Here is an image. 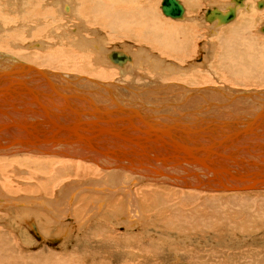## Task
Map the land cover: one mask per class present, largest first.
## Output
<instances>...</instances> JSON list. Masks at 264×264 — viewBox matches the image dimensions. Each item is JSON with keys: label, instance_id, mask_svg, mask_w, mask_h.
Instances as JSON below:
<instances>
[{"label": "bare ground", "instance_id": "1", "mask_svg": "<svg viewBox=\"0 0 264 264\" xmlns=\"http://www.w3.org/2000/svg\"><path fill=\"white\" fill-rule=\"evenodd\" d=\"M183 1L185 3L184 5H187L186 9L189 15L196 11L202 1H207L209 4L215 3L216 5H212L211 7L207 4L209 6L207 9H216L222 16H224L229 9L232 8L234 10L233 18L227 22H221L218 17L213 19V25H216V27L230 23L228 26L218 31V36L216 35L218 40L216 64L218 69L222 71L221 73L226 80L233 84L241 85L242 88L245 87V89L234 88V86H222L219 83L211 84L208 82L207 84L206 81L198 85L188 84L186 81L182 80L183 78L189 79L187 76L183 75L182 79H180L177 75L182 73L187 74L186 71L188 70H190L189 72H194L193 69H190L194 67L193 63H189L186 67L171 62L169 63L164 61L157 54L152 53L150 49L142 46L145 43L159 53H164L179 61L182 59L185 60V55L194 37L192 27L197 26L202 19L200 20V18H197L198 20H195L192 24H181V22H178L179 24L177 22L169 23V21L160 20L157 18V13L159 11L155 9V7L159 6L161 10L162 0H0V128H5L7 125L13 123L15 126H12V128H14L15 132H19L20 134L11 136L14 140L11 145L2 146L0 142V219L2 220L0 222V264H45L43 262L48 263V261L53 264L66 263L65 260H67V258H61V252L56 255L48 253L49 255H47V257H49V259L47 258L43 262H40V256L43 253L41 255L37 253L35 255L30 254L28 257L24 256V251L20 249L22 247L16 239L26 241L22 243L26 244L27 247L32 245L31 248H33L36 244L34 237L29 234V232L33 233L32 224L37 228L34 222L35 219L32 217H35L40 222L41 236L34 235L38 239L44 238L54 240V237H60L64 239L65 243H69L76 237L77 233H74L75 231L79 228L87 229L91 226L88 230L90 232L89 235L83 240L86 241V243H88L87 241L93 240H96V242L100 241L103 246H106L105 244L108 240L109 242L111 240L113 241L117 235L112 233L114 229H112L111 232V227L105 226V224L104 227H102L103 225H100L102 224L99 223L100 221L102 222L104 220L103 222H105L107 218L111 219L113 217V221H116V223L119 222V220H126V222L130 224L129 226L134 223L138 225V223L142 221L143 216L144 219L147 221L149 220L150 215L144 214L143 210L147 209L151 211L152 208L155 209L157 202L160 203V207L164 206L166 209H177V205L183 201L181 206L186 204L185 201L194 202L195 200V202H197L196 200H199V203H195V205L199 208H206L208 211L218 212L230 205L234 207L231 210L235 211L232 215H234V213L249 214L250 212H256L263 213L264 216V188L251 190L231 187L225 188L222 191H204L195 188H186L191 186H187L182 180L176 178V174L180 172L174 169L165 172L168 177L155 175L153 179L156 180L143 177L142 174L144 172L148 175L155 173V170H160L162 168L161 163L156 164L158 166L155 170L147 168L146 170L135 169V171H131L120 169L104 161L89 160L80 155L82 150L79 147L72 149L67 145H62V147H57L59 145H54L55 147L52 145H41L39 148L43 151H39L18 144L20 139L28 138L26 134L28 130L16 122H22L21 120H24L25 123L30 124L36 122L40 123V120L44 122L47 120L45 115H41L43 114L42 111H40L39 107L35 104L31 105V108L29 107L30 109H26L22 112H12L14 107L22 105V102L10 97L13 88L11 87L12 79L15 77L14 80H16L19 75H27L25 77L27 83L31 84L33 79L38 78V75H48L49 73L57 79H60L65 87L73 88L72 91L78 94L80 93L76 87L77 84L67 83L66 78L76 80L78 83L87 82L82 85V88L86 91L83 93L86 98L84 100L80 99L78 97L79 95H70L71 98L67 100L59 98V102H56L58 105L56 106L57 109L54 111L55 113L52 117L54 122L64 123L59 126H65V123H72L74 120L78 121L82 117V119H84L82 126L85 128L99 124L107 125L100 120L102 113H106L108 116H120L124 118L130 116L132 111L136 109V106L142 105L152 109L160 107L157 113H170V115L174 114L177 116L185 109L191 108L188 103L182 102L179 97L191 93L193 96L190 98L192 100H197L200 91L210 93L213 88L228 89V91H263L262 93H264V89H261L264 88V36L257 35V30L264 33V10L259 9L263 8L264 0H229L223 9L220 2L221 0ZM47 3H50V5ZM207 9L203 11L202 18L204 21V14ZM55 10L57 11L56 13H54ZM160 12H162V10ZM187 13L185 10L183 17L179 19H187L188 21L189 19L194 20L192 19V15H190V17L188 16L189 19L186 18L185 14ZM162 15L164 16L163 13ZM179 19H177V21ZM121 39H125V41H118L119 44H112L113 41ZM128 40H134L139 43V45L133 42L132 44L134 45L126 43ZM141 43L142 45H140ZM106 44L111 45L106 47ZM173 58L171 60H173ZM143 59L144 65L141 64ZM19 70L21 71L20 73ZM219 70L217 72L220 73ZM199 72H201V70ZM202 72H204V70ZM191 76L192 74L189 76L190 79H193ZM91 81H96L97 84H92ZM192 81H194V79ZM194 83L196 84V82ZM99 85L117 88L126 94L128 100L124 104L123 110L118 111L119 106L111 100L99 99L98 96L101 93V91H99ZM61 90L63 91V88ZM133 92L143 96V102L139 101ZM24 97L28 98L27 95ZM246 99H244L242 103H246ZM45 100L54 101L50 99ZM5 101H7L8 104H3ZM109 108H113V111L107 113L106 110ZM252 110H254V107L250 106L249 111ZM4 112L8 114L4 115ZM166 123L168 122L156 120L150 125L156 126ZM112 126H116V124H112ZM123 126L141 127L138 122H136L134 126L131 123L127 125L123 124L121 128H123ZM143 128H146V126L144 125ZM129 129L131 130L132 128ZM133 133L140 134L137 131H133ZM142 133L145 135L144 132ZM120 142H123L122 146L127 145V147H129V143H131L127 141ZM150 144L154 145L152 142H150ZM17 152L21 154L15 156L14 153ZM42 152H44V154ZM46 152L52 153L48 154ZM40 154L44 155V158L33 157V155L38 156ZM50 160H54V162ZM242 160L243 159L236 157V165L238 168L251 166L249 161ZM61 173H66L65 175H68V177L64 178L65 175H59ZM205 174L211 175L212 172L207 171ZM122 175H126L128 179L126 181H121L120 179L122 177L120 176ZM141 184H157L153 185L155 186V192L150 191V193H146L145 188L147 186L145 188H141L142 186L138 187V185ZM53 189L54 194H58V196L52 202L46 203L44 199L36 197V195L42 194L51 195L49 192ZM198 192L210 195L192 194ZM21 194L27 196L31 205L34 198L39 200L38 205L35 202V207L40 209L41 217H43L44 214L47 216L43 221L32 214L19 217L17 216L19 213L18 210L9 209L11 202L15 200L11 197L15 196L20 198ZM219 195L227 196L226 198H220L218 197ZM185 196L187 198H183ZM156 200L157 202H154ZM138 201L140 202V208L142 210L140 213H138L136 205ZM24 204L23 202V205ZM187 207L195 209V206L190 207V205H188ZM186 209L187 208H185V210ZM192 209L190 210L192 211ZM188 213H179L177 216H174L172 220H170L171 224L168 225V228L171 227L178 232L181 231L182 233L180 234H184V231H187L189 234L193 226V224H191L192 222L190 223V225H192L190 226V230L184 229L186 227L181 224V222L189 224L188 220L194 217V215ZM214 213L216 212H212L209 218L202 216V214L201 216L203 219H200L201 223L196 230L199 232L201 229L204 230L202 222L205 223L204 228H207L208 223L211 225V220L215 216ZM71 215L72 217H70ZM250 217L255 216L252 215ZM7 218L10 220V225L15 228L12 233H9V227L7 226L9 225L7 222L9 221H7ZM197 220L196 218V221ZM261 221L259 222L264 223V220ZM119 223L122 225V222ZM231 223L234 224L236 222ZM238 223H240V221ZM213 224H216V221ZM218 224L224 225L221 221H219L217 225ZM114 226L116 227L117 225ZM226 227L228 228L227 225ZM37 230L39 231L38 228ZM195 231H193L194 234ZM205 231L202 232L205 233ZM161 232L163 233V231ZM34 233L36 234L35 230ZM164 234H166V231ZM217 235L218 234H216V236ZM174 237H177V235L174 234ZM189 237L192 236L189 235ZM206 239L207 238H205L204 241L205 243L207 242ZM103 241L107 242L103 243ZM167 241L170 240L168 239ZM63 245L61 250H63L67 244ZM107 245L109 244L107 243ZM80 246L81 244H78V247ZM92 246L95 247V245ZM98 247L96 249H98ZM124 249L126 250V248ZM100 251H98V253ZM122 251L120 254H122ZM109 252H112V250ZM146 252L148 251L146 250ZM98 253H84L83 259L86 256V260L89 261L88 264H95V258ZM100 253L102 254V252ZM137 253L138 252H126V254L130 255L128 258L132 260ZM139 254H137L138 257ZM151 254L153 256L154 253ZM199 254L197 256H199ZM72 255L73 254H71V257ZM104 255H106V253ZM114 255L112 256L114 257ZM256 255L258 257H255L261 261L260 264H264V258L262 259L264 254ZM127 256L128 255H126V258ZM71 257L68 259H71ZM191 257H193V254ZM211 257L210 255V258ZM130 259H128V261ZM200 259L202 260L203 258ZM100 263L98 261V264ZM116 263L117 262H115V264Z\"/></svg>", "mask_w": 264, "mask_h": 264}, {"label": "water", "instance_id": "2", "mask_svg": "<svg viewBox=\"0 0 264 264\" xmlns=\"http://www.w3.org/2000/svg\"><path fill=\"white\" fill-rule=\"evenodd\" d=\"M161 10L165 16L172 19L182 18L185 12L184 5L179 0H162ZM229 10L222 16L216 9H207L204 14L205 20L213 22V19L218 17L221 22H227L234 16V10L232 8ZM26 76L19 75L16 80L15 77L12 79L13 88L10 97L22 102V105L14 107L12 112H22L35 104L47 120L30 124L25 123L24 120L16 122L28 130L26 132L28 138L20 139L18 143L20 145L39 151H43L39 148L41 145L53 147L67 145L72 149L79 147L82 150L80 155L89 160L104 161L120 169L131 171L147 168L155 170L158 166L156 164L161 163L160 170L148 175L144 172L143 177L156 180L153 179L155 175L166 176V171L174 169L180 172L176 174V178L191 186L186 188L204 191H222L231 187L251 190L264 188L263 91H228V89L211 88L210 93L200 91L197 100L190 98L193 96L191 93L179 97L191 108L185 109L177 116L157 113L160 107L152 109L142 105L136 106L130 116L124 118L102 113L100 120L107 125H92L88 129L82 126L84 123L82 117L78 121L65 123V126H59L64 123L52 120L59 98L67 100L71 98L70 95H79L78 97L83 100L86 98L83 94L86 91L82 85L87 82L78 83L76 80L66 78L67 83L77 84L80 93L78 94L72 91L73 88L65 87L60 79L49 73L38 75L31 84L27 83ZM91 82L97 84L96 81ZM99 86L101 91L99 99L111 100L119 106L118 111L123 110L128 100L126 94L117 88ZM25 95L28 98H25ZM134 95L143 102V96L137 93ZM244 99L247 100L246 103H242ZM3 104L8 102L5 101ZM250 106H253L254 110L249 111ZM111 111L113 108L106 110L107 113ZM7 114L4 112V115ZM156 120L168 123L151 126L150 124ZM136 122L141 127L134 126ZM129 123L134 127L121 128L123 124ZM144 125L146 128H143ZM12 126L15 125L11 123L5 128H0L2 146L11 145L14 142L11 136L20 135ZM133 131L140 134H134ZM120 141L131 143L127 147V145L122 146L123 142ZM236 157L243 159L242 161H249L251 166L238 168ZM207 171L212 174L206 175Z\"/></svg>", "mask_w": 264, "mask_h": 264}, {"label": "rangeland", "instance_id": "3", "mask_svg": "<svg viewBox=\"0 0 264 264\" xmlns=\"http://www.w3.org/2000/svg\"><path fill=\"white\" fill-rule=\"evenodd\" d=\"M180 1L183 3V5L185 4L183 0H180ZM228 1L229 0H221L220 1L221 2L222 9L226 5V3H228ZM47 4L50 5V3H47ZM200 4H199L198 8L196 9V11H194L193 14L190 13V15H192V19H194V20H191V19L188 18V16L190 17V15L187 13V9H186L187 8V5H184L185 10H186V13H187V14H185V17L188 18L189 21L187 19H184V20L182 19L183 21L181 19H179L177 21V19L166 18L167 16L166 17H165V15L163 16L162 15V12H160L161 10L159 9V6L155 7V9H158V11H159L157 13L158 15L156 14L157 15V18L160 19V20L163 19L165 21H169V23H176V22L178 23V22H181V24L182 23L183 24L184 23L192 24V23H194L195 20H198L197 18H200V20L202 19L200 22L198 21L199 24L197 26L192 27V31L194 33V35H193L194 37L192 36L193 37L192 43H191V45H190V47L188 49L187 54L185 55L186 56L185 57V60L182 59L181 61H179V60H177V59H175V58H173L171 56H167L164 53H159L158 51H156L155 49H153L151 46H147L145 43L143 45L141 43L140 45H142L143 47H145L147 49H150V51L152 53L157 54L159 57H161L166 62H169V63L171 62V63H174L176 65L184 66V67L188 66L189 63H193V66L194 67H191L190 69H193L194 72L193 71L192 72H189L190 70H188V71H186L187 74L182 73V74L177 75L180 79H182V76L183 75L187 76L189 79H184L183 78L182 80L186 81L188 84L190 83L192 85H198V84H201V82L206 81L207 84H208V82L211 83V84H215V83L217 84V83H219L222 86H225V85L228 86V87H233L234 86V88L241 89L242 88L241 85H236V84H233V83L229 82L228 80H226L223 77L222 73H221L222 71H220L218 69L217 64H216L217 63V61H216V51H218V48H217L218 47V43H217L218 42V40H217L218 31L221 30V29H223L224 27L228 26L230 23L229 24H226V25H221V26H217L216 27V25H213V22L211 23V22L206 21V20L204 21L203 18H202L203 11L205 9L209 8L208 5H210V7H211L212 5H216V4L215 3L209 4L207 1H204V2L202 1ZM259 9L264 10V6H263V8H259ZM56 12L57 11L55 10L54 13H56ZM159 14H160V16H159ZM198 22H196V23H198ZM257 35H260V36L263 37L264 36V33H262V31L260 32V31L257 30ZM118 41H122L123 42V41H125V39H121V40H117V41L115 40V41L112 42V44H114V43H118L119 44ZM132 42L135 43L136 45L137 44L139 45V43L135 42L134 40H128L126 43L132 44ZM108 45H111V44H106V47ZM132 45H134V44H132ZM170 57H171V59L173 58V60H171ZM141 64L142 65L145 64L144 63V59H143V61H141ZM204 64L206 65V67H205ZM200 70H201V72H199ZM203 70H204V72H202ZM211 70H213V71H211ZM218 70L220 71L221 74L219 72H217ZM189 73L192 74L191 77L194 79V81H192L193 79H190L189 76L191 74H189ZM177 76H175V77H177ZM211 81L212 82L214 81V82L212 83ZM194 82H196V84ZM211 86H214V85H211ZM242 89H245V87L242 88ZM261 89H264V88H261ZM14 154L16 156V155H20L21 153H18L17 152V153H14ZM12 156H14V155H12ZM34 156L37 157V158H44V155H41V154L38 155V156L37 155H33V157ZM50 161L54 162V160H50ZM65 174L66 173H63V174L61 173L59 175L64 176ZM67 177H68V175H65L64 176V178H67ZM120 177L123 178V179L122 178L120 179L121 181H126L128 179V177L126 175H122ZM124 177H125V179H124ZM143 185H144V187H143ZM143 185L142 184L141 185H138V187H141L142 186L141 188H145L146 186L149 187V185H150L149 188H147V187L145 188L146 189V193L147 192L150 193V191H154L155 192V186H153V185H157V184H143ZM54 189H56V188H54ZM54 189L49 192L51 195L42 194V195H36V197H40V199L41 198L44 199L46 203L52 202L58 196V194L57 195L54 194ZM55 192H56V190H55ZM201 193L202 192L192 193V194H195V195L200 194V195H204V196L210 195V194H206V193H202V194ZM23 196H24L23 194H21V197L20 198H17L15 196H12L11 198H14L15 200H13L11 202V204L9 206V209L10 210H18L19 213L17 214V216H19V217H23L26 214H32V215H35V216L39 217L43 221V219H45L47 216L44 214L43 217H41L40 216V214H41L40 213V209L37 208V207H35V205H36L35 202L38 205L39 200L34 198L33 199V203L31 205L30 202H29V200H28V198H27V196L26 195L24 197ZM226 196L225 195H223V196H220L219 195L218 197H220V198H226ZM32 197H34V196H32ZM183 198H187V197L185 196ZM196 201L197 202H195V200H194V202L193 201H191V202L190 201H185L186 204L185 205L183 204V206H181L182 203L184 202L183 201V202H181V203H179L177 205V209L167 208L169 210V212H168V210L164 206L160 207L159 206L160 203L157 202V200H156V201H154V202H157L156 205H155V209L152 208L151 211H148L147 209L143 210V213L144 214L150 215L149 216V220L147 221L146 219H144V216H143L142 217V221L140 223H138V225L134 223L131 226H129L130 224H128L126 222V220H124V221L119 220V222H122V225L119 222H117L118 223L117 224L116 221H113L114 220L113 217L111 218L112 220L107 218V220L105 222H103L104 220L102 222L100 221L99 223H102V224H100L101 226L103 225L102 227H104V224H105V226L111 227V229H110L111 232H112V229H114V231L112 233H115L117 235V237L115 239H113V241L112 240L110 242H109V240H108V242L106 241L109 245H107V243L105 241H103V243H106L105 244L106 246H103L100 243V241H97L96 242V240L95 241L94 240L93 241H87L88 243H86V241H84L86 239L87 235H89V233H90L88 230L90 229L91 226L89 228H87V229L86 228L85 229L79 228L77 231H75L74 233H77L79 235L76 234V237H75L76 239L74 238L72 240V242H69V243H65L64 242V239L63 238L61 239L60 237H57L58 240H56L57 238L54 237V240H56V241H51L49 239H44V238L43 239H38L36 236H34L35 233L33 234L32 232H29V234L32 235L34 237V239L36 240V244L33 246V248H31L32 245L27 247L26 244L22 243V242H26V241H22V240H19V239H16V240L21 245L22 248H20V249H22V251H24V253H23L24 256H27L28 257L30 254L35 255L37 253H40V255H41L43 253L40 256L41 257V261L40 262H43L47 258L49 259V257H47V255H49L48 253L56 255L57 253L60 254V252H61L60 257L61 258H67V260H65L66 261L65 264H74V263L75 264H82V263L88 264L89 261L86 260V256H85L84 259H83V256L85 254H91L93 252L98 253V251H100V249H101L100 252H102V254L99 252L96 255V258H95L96 263L95 264H98V261H99V263L102 262L100 264H103V263L104 264L105 263H107V264H110V263L111 264H115V262H117L116 264H122V263L123 264H136V263L137 264H215V263L218 264V261L219 260H220L219 261V264H246V263L249 264V263H253V262H254L253 264H257V263L260 264L261 263V261H259L255 256H257L256 254H258V255H260V254L263 255L264 254V223H261L262 222L261 220H264L263 213H256V212H250L249 214H236V213H234V215H232L233 212H235V211L231 210L234 207L233 206H230V205L227 207L228 209L227 208H224V210L222 209V210H220L218 212L217 211H208L206 208H203V207H200L199 208L197 205H195V203L196 204L199 203V200H196ZM23 202L25 203L24 205H23ZM153 204H155V203H153ZM136 205H137L138 213H140L142 211L141 208H140V202L139 201L136 202ZM188 205H190V207H194L195 206V209L194 208L192 209V208L187 207ZM185 208H187V209L185 210ZM198 208H199V210H198ZM190 209H192V211ZM152 210H153V212H152ZM202 212L203 213L205 212V213L203 214ZM212 212H216V213H214L215 216L211 220V225H210V223H208L207 228H204L205 227V223L202 222V225H203V229L204 230L201 229L200 232L198 230H196V228H198V226L201 223L200 222V219H203L202 216H206L207 218H209L210 217V214ZM179 213H188V214L194 215V217H192L193 219L190 218L188 220L189 224L188 223H182L181 222V224H183L184 227H186V228H184L186 230L187 229L190 230V228H191L190 226H192V225H190V223L192 222L191 224H193V226H192V229L189 231V234H188L187 231H184L183 232L184 234H180V233H182L181 231L178 232V231H176L175 229H173L171 227L168 228V225L171 224V221L170 220H172V218L174 216H177ZM230 213H231V215H230ZM227 215H229V216H227ZM252 215L255 216L256 218L255 217H250ZM70 217H72V215ZM32 218L35 219L34 222H35L37 228L39 229V231L37 230L38 231V234L41 236V233H40V222L35 217H32ZM74 218H76V217H74ZM150 218H152V219H150ZM196 218L198 219L197 221H196ZM220 219H222V220H220ZM223 219H225L226 221L223 220ZM238 219H241V220H238ZM251 219L254 222H252ZM108 220H109V222H108ZM234 220H236V221H234ZM1 221L2 220L0 219V222ZM7 221H9V222H7V223H9V225H7L9 227V233H12V231L15 228L10 225V220H8V218H7ZM67 221H69V220H67ZM166 221H167V223H166ZM215 221H216V224H213V223H215ZM219 221H221L224 225L226 224L228 226V228L225 225V227H226V229H225L224 225L222 226V224H218L219 225L218 226L217 223H219ZM239 221H240V223H238ZM241 221H243V222H241ZM259 221H261V222H259ZM112 222H114L115 224L112 223ZM231 222H233V223L236 222V223L232 224ZM107 223H109V224L111 223L110 224L111 226L109 224H107ZM230 223H231V225H230ZM114 225H117L118 227L117 226L115 227ZM238 225H240V226H238ZM148 227H150V228H148ZM208 227H209L210 230L208 229ZM212 227H214V228H212ZM230 227L232 228V230H231ZM128 228H131V229H128ZM171 229H173V230H171ZM155 230H158V231H155ZM192 230L193 231L196 230L197 232L195 231V234H194V232ZM205 230H207V231H205ZM153 231H154V233H153ZM161 231H163V233ZM165 231H166V234L168 233L167 235L164 234ZM202 231H205V233L202 232ZM211 231H212V234H211ZM156 232H158L159 234L156 233ZM81 233H83V234H81ZM203 233H204V235H203ZM254 233H256V234H254ZM174 234H176L177 237H174ZM199 234H200V236H199ZM210 234H211V236H210ZM216 234H218V235L216 236ZM189 235L192 236V237H189ZM196 235L198 236V238H197ZM78 236L79 237H82V238H79ZM169 236H171V237H169ZM202 236H204V237H202ZM209 236H210V238H209ZM161 237L163 239H165V240H163ZM167 238L170 241H167L168 240ZM205 238H207L209 240L208 241L206 239V241L209 242V243L206 242L207 243L206 244L204 242L205 241ZM123 239H124V241H123ZM79 240H81V241H79ZM78 242H80V243H78ZM63 244H67V245H66V247L63 250H61L62 249V246H64ZM78 244L79 245L81 244V246L78 247ZM82 244H84V245H82ZM111 244H112V246H111ZM28 245H30V244H28ZM92 245H95V247L92 246ZM113 245L115 247H117V248H115ZM82 246L85 247V248H83ZM88 246H90L91 248L88 247ZM97 247H98V249H96ZM107 247H108V250H107ZM122 247L126 248V250L124 248H122ZM86 248H88V249H86ZM25 250H27L28 252L25 251ZM111 250H112V252H109ZM146 250L148 252H146ZM117 251H118V254H117ZM121 251H122V254H120ZM129 251L130 252H133V253L134 252H138L137 254L140 253L139 254V257L136 254L135 255V258L133 260L130 259V258H128L130 255L129 254H126V252H129ZM257 251H258V253H257ZM259 252H260V254H259ZM105 253H106V255H104ZM113 253L114 254L116 253V254L114 255ZM151 253H154L153 256H152ZM199 253H201V254H199ZM254 253H255V255H254ZM71 254H73L72 255L73 258L71 257ZM123 254L124 255L125 254L128 255L127 258L130 259L129 260L130 262L126 258V255L124 256ZM189 254H191V255L193 254V257H191V255H189ZM198 254H199V256H197ZM216 254H218V255H216ZM112 255H114V257ZM117 255H119V256H117ZM194 255L197 258H195ZM210 255L212 256L211 258H214V259H211L210 258ZM106 256L109 258V260H108V258ZM120 256H122V257H120ZM70 257H71V259H68ZM115 257H117V258H115ZM247 257H248V259H247ZM99 258H100V260H99ZM200 258H203L204 260L203 259L201 260ZM263 258H264V256H262V259ZM190 259H192L193 261L190 260ZM107 260L110 261V262H108ZM133 261H135V262H133ZM156 261H157V263H156ZM197 261H198V263H197ZM201 261H203V262H201ZM124 262H127V263H124ZM194 262H196V263H194ZM43 263H45V264H53L50 261H48V263L47 262H43Z\"/></svg>", "mask_w": 264, "mask_h": 264}, {"label": "crops", "instance_id": "4", "mask_svg": "<svg viewBox=\"0 0 264 264\" xmlns=\"http://www.w3.org/2000/svg\"><path fill=\"white\" fill-rule=\"evenodd\" d=\"M32 231H33V233H34V230L36 231V236H39V234H38V232H37V229H36V227L32 224ZM50 240V239H49ZM56 240H58V238L56 239ZM56 240H51V241H56Z\"/></svg>", "mask_w": 264, "mask_h": 264}]
</instances>
